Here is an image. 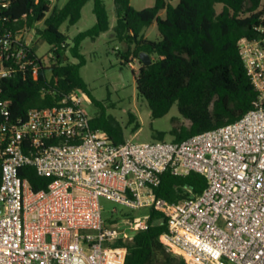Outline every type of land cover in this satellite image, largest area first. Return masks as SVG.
I'll return each mask as SVG.
<instances>
[{"label":"built area","instance_id":"obj_1","mask_svg":"<svg viewBox=\"0 0 264 264\" xmlns=\"http://www.w3.org/2000/svg\"><path fill=\"white\" fill-rule=\"evenodd\" d=\"M49 1L50 11L60 2ZM11 4L0 0L6 23ZM31 31L0 30V264H124L151 210L167 222L161 242L186 264H264V7L258 37L238 42L258 93L254 108L180 142L115 143L91 125L84 105L92 100L80 90L15 118L6 81L38 77L54 57L50 50L39 54L34 38L27 39ZM29 167L53 178L48 189H33ZM168 171L198 173L207 187L180 202L160 198L156 188ZM103 198L147 213L116 217Z\"/></svg>","mask_w":264,"mask_h":264},{"label":"trees","instance_id":"obj_2","mask_svg":"<svg viewBox=\"0 0 264 264\" xmlns=\"http://www.w3.org/2000/svg\"><path fill=\"white\" fill-rule=\"evenodd\" d=\"M11 1L10 9L4 13L11 21L4 22L0 14V30L34 28L44 21V28L37 29V33L54 54L50 67L42 69L38 77L18 75L6 81L4 94L11 101L13 116L24 117L33 108L53 107L78 90L87 92L93 100L80 74L85 65L81 43L110 29L104 1L92 0L96 25L72 41L61 29L77 24L91 0H67L63 7L56 4L51 11L49 0ZM114 2L115 34L128 47L122 64L138 61L137 90L148 101L153 118L165 116L176 104L180 115L189 122L187 126L173 127L172 141L180 142L235 122L254 108L258 93L246 73L238 42L243 37H258L264 0H180L177 6L169 0H156L153 7L142 10L134 9L130 0ZM217 4L223 5L219 13ZM162 11L165 18L160 16ZM154 22L161 36L156 41L141 35ZM142 52L151 56V65L141 62ZM91 125L105 130L115 143L126 140L114 123L95 118ZM164 139V133L157 137L158 141ZM25 171L36 191L48 189L53 181L51 177L38 176L33 168ZM206 187V178L198 173L178 176L168 171L156 194L170 202H180L202 194ZM148 222V227L128 244L124 264H186L161 242V235L168 230L162 213L151 210Z\"/></svg>","mask_w":264,"mask_h":264},{"label":"rangeland","instance_id":"obj_3","mask_svg":"<svg viewBox=\"0 0 264 264\" xmlns=\"http://www.w3.org/2000/svg\"><path fill=\"white\" fill-rule=\"evenodd\" d=\"M109 13L110 29L101 33L96 39L86 38L81 43V53L85 59V65L81 68L80 74L87 83L91 93L92 102L85 103L84 108L90 119L99 118L104 122H111L120 127L126 139L135 142H155L158 141L159 134L164 133L166 141H172L170 134L174 126H187L189 122L184 119L175 104L168 114L161 118H153L152 110L148 101L139 95L135 74L138 73L139 66L135 68L122 64V56L126 54L128 47L115 34L117 26V16L114 0H103ZM180 0H169L173 6H177ZM67 0H60L58 3L63 7ZM131 6L136 10L151 8L156 0H130ZM222 4L216 5L217 12H221ZM162 18L166 13H160ZM97 19L93 12V1H89L82 10L80 21L68 27H62V31L69 36L70 41L79 33L90 30L96 25ZM44 21L37 24L32 31L27 34V39L32 40L35 46L39 47V54L46 56L50 46L37 33V29L44 28ZM142 36L149 40H160L161 36L156 22L145 28ZM133 119V120H131ZM102 206L108 212L116 208L119 217L122 213L131 215H142L147 210L141 209L132 211L126 209L105 198L101 199ZM109 217V213H105ZM176 257L181 258L176 253Z\"/></svg>","mask_w":264,"mask_h":264},{"label":"water","instance_id":"obj_4","mask_svg":"<svg viewBox=\"0 0 264 264\" xmlns=\"http://www.w3.org/2000/svg\"><path fill=\"white\" fill-rule=\"evenodd\" d=\"M140 60L146 66H149L153 63L151 56L145 52L140 53Z\"/></svg>","mask_w":264,"mask_h":264}]
</instances>
